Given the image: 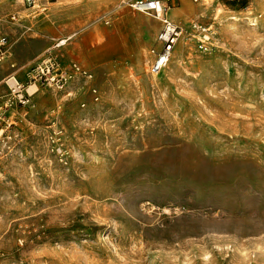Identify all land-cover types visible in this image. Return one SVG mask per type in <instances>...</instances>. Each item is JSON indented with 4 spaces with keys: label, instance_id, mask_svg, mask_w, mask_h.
Here are the masks:
<instances>
[{
    "label": "rangeland",
    "instance_id": "374dc122",
    "mask_svg": "<svg viewBox=\"0 0 264 264\" xmlns=\"http://www.w3.org/2000/svg\"><path fill=\"white\" fill-rule=\"evenodd\" d=\"M162 1L154 74L130 0H0V264H264V0ZM62 37L64 86L20 103Z\"/></svg>",
    "mask_w": 264,
    "mask_h": 264
},
{
    "label": "built area",
    "instance_id": "2783aa9c",
    "mask_svg": "<svg viewBox=\"0 0 264 264\" xmlns=\"http://www.w3.org/2000/svg\"><path fill=\"white\" fill-rule=\"evenodd\" d=\"M54 1L56 0H23V4L27 8H32L38 2L44 4ZM129 5L136 12L157 18L163 24L158 34V41L161 43V48L156 53V57L150 66L152 73H158L169 64L177 41L182 33V28L174 21L160 15L162 9L161 0H130ZM11 17L12 20H17L16 14H13ZM200 28L204 32L207 31L206 28ZM66 42V39H60L49 47L44 56H42V58L27 72L25 79H21L15 74H9L5 78V84L10 93L16 97L20 103L24 104L29 102L31 97L39 91L40 88L45 89L51 85H56L59 88L64 86L66 77L64 73L57 68L56 54L57 49ZM8 45V36L0 35V54L4 52ZM31 84L36 85V88L32 92H28V88L33 87Z\"/></svg>",
    "mask_w": 264,
    "mask_h": 264
},
{
    "label": "bare ground",
    "instance_id": "6f19581e",
    "mask_svg": "<svg viewBox=\"0 0 264 264\" xmlns=\"http://www.w3.org/2000/svg\"><path fill=\"white\" fill-rule=\"evenodd\" d=\"M161 2H162V9H161V11H160V15L163 17V15H162V13L164 12V2L161 0ZM40 6H42V4L41 3H37L34 7H32V8H38V7H40ZM191 10L192 11H194V12H196V10L191 6ZM180 11V10H179ZM178 10H176V9H172V12H174V15H175V17H176V19L178 18V17H180L181 16V14H180V12H179ZM185 18V17H184ZM251 23V22H250ZM257 23V22H256ZM185 27V26H184ZM188 27V26H187ZM196 27H198L197 25H196ZM199 28V27H198ZM186 29V28H185ZM206 30L207 31H205V32H209V30L206 28ZM184 31H183V29H182V33H181V35H182V37H181V39H180V41H181V43L182 44H184V41H185V38H186V36H185V33H183ZM180 35V36H181ZM180 38V37H179ZM179 40V39H178ZM178 42V41H177ZM177 51H175V54H177L176 53ZM171 58H172V56H171ZM171 60V59H170ZM61 68H65L64 66H62L61 65ZM162 72V70L160 71V72H158V73H154V74H159V73H161Z\"/></svg>",
    "mask_w": 264,
    "mask_h": 264
},
{
    "label": "crops",
    "instance_id": "0c3cea01",
    "mask_svg": "<svg viewBox=\"0 0 264 264\" xmlns=\"http://www.w3.org/2000/svg\"><path fill=\"white\" fill-rule=\"evenodd\" d=\"M83 7V6H82ZM83 8H85V7H83ZM180 8V7H179ZM173 9H175V8H173ZM170 10H172V8H170V9H168V15H170L171 16V18L172 19H176L174 16H173V14L172 13H170ZM143 19H145V18H143ZM86 20L84 19V20H81V21H78V24H77V26H80V25H82V24H84V22H85ZM149 22H150V24H151V27L153 28L154 26H155V23H156V21L155 20H152V19H149ZM60 39H66L67 40V38H58L57 40H55L56 42L58 41V40H60ZM55 42V43H56ZM54 43V44H55ZM65 45V44H64ZM181 45H182V43H181ZM61 47H63V45L62 46H60L59 48H61ZM58 50V49H57ZM177 53V52H176ZM178 54V53H177ZM177 54H176V56H177ZM175 56V57H176ZM179 57V56H178ZM67 62H68V58L67 57H63V63H65V64H67Z\"/></svg>",
    "mask_w": 264,
    "mask_h": 264
}]
</instances>
